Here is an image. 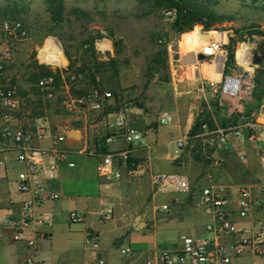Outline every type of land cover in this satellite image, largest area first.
Segmentation results:
<instances>
[{
	"label": "crops",
	"instance_id": "0c3cea01",
	"mask_svg": "<svg viewBox=\"0 0 264 264\" xmlns=\"http://www.w3.org/2000/svg\"><path fill=\"white\" fill-rule=\"evenodd\" d=\"M105 45L102 51L114 56V44ZM215 68V78L219 79L221 71ZM116 101L115 96L105 99L99 110L74 105L78 124L59 126L44 119V115H33L32 108L21 106L18 116L25 127L45 123L51 132L67 134L63 143L65 158L60 164L58 176L46 180L48 189L58 195L57 199L44 205L45 209L56 213L55 224L47 228L46 235L32 247L16 241L12 228L0 224V264H46V259L50 260L55 252H61L73 261L82 260L84 264H98L100 258L108 264H144L148 260H156L160 251L178 250L182 234L216 237L207 230L213 218L198 201L199 191L209 184L222 186L228 191L229 200L225 207L233 212L232 219L241 231L253 227L257 220H264V195L260 192L264 188V163L250 143L242 144L234 140L233 153L215 151L211 159L205 155V140L200 139L204 156L193 163L195 148L189 149V141L177 153L179 140L189 136L193 127L192 118L182 123L178 115L171 111L173 122L163 126L159 123V116L152 114L147 106L138 105L129 106L128 122L143 131L144 138L129 143L123 136L113 133L118 106ZM72 129L77 132L73 134ZM103 138L106 140L99 146L98 141ZM37 142L48 145L50 135ZM195 142L198 144L199 140ZM3 147L6 162L0 168V215L17 214L26 197L18 186V173L24 165L15 159L9 142ZM123 150H128L130 157L127 163L116 162L122 178L118 184H113L98 171V164L104 151ZM164 172L187 174L192 181V191L157 192L154 175ZM241 185L249 186L253 196L260 201L246 218H241L236 212ZM107 206L114 209L109 220L102 216ZM70 210L84 212L86 219L69 222L66 213ZM202 216L208 218L203 226L200 224ZM89 230L99 234L98 247L90 244ZM174 230L179 231L176 239L169 236ZM240 237L241 233H238L233 238H220V241L229 242ZM122 248H130L132 256L123 255ZM247 258H252V263L248 264H264L252 254L235 259L232 264H245L243 261Z\"/></svg>",
	"mask_w": 264,
	"mask_h": 264
},
{
	"label": "built area",
	"instance_id": "2783aa9c",
	"mask_svg": "<svg viewBox=\"0 0 264 264\" xmlns=\"http://www.w3.org/2000/svg\"><path fill=\"white\" fill-rule=\"evenodd\" d=\"M165 16L173 18L175 11L167 10ZM1 28L7 34H17L20 37L28 36V30L21 21L5 20L2 22ZM212 45L215 47L213 52L201 51V54L204 55L202 60H205L202 65L212 66L217 60L218 53L225 52L219 40L213 39ZM224 57L220 80L217 81L211 77L210 85L211 91L218 93L214 100L218 106L226 108L229 120L225 125H222L217 115L212 114L215 127L211 128L208 122H204L203 131L196 134L195 138L205 140L204 151L208 153L211 150L214 152L224 150L233 153L235 151L234 140L242 144L250 143L264 163V102L259 109L247 111V105L252 99L256 87L255 76L258 65L248 61L246 67L235 62L230 67L229 73H225L227 57ZM10 58L11 49L8 46H0V71L3 70ZM198 63L201 61L199 60ZM235 80L237 83L234 82L229 87V83ZM39 86L47 92L48 97L54 96L53 78L40 79ZM113 96L108 91L103 94L94 92L82 97L69 95L68 104L88 106L92 110H99L105 99ZM128 108L129 106L125 103L118 104L113 133L123 136L129 143L138 142L144 138V132L129 124ZM20 109L21 100L16 86L0 82V168L4 167L6 162L5 148L2 146L9 142L15 152V159L24 165V168L18 173V186L19 190L26 194L17 214L0 215V224L12 228L16 241L32 247L35 246L39 238L46 235V229L52 227L56 222V213L44 208L45 202L58 197L56 193L48 189L46 180L58 176L60 164L65 158L63 143L67 139V134L61 131L51 132L45 123H40L35 127H25L19 121ZM233 114L239 116L235 122L231 120ZM173 120L174 115L169 110H163L159 115V123L163 126L171 124ZM47 134L50 135L48 145L37 142V140L44 139ZM190 139L187 136L179 140L177 153L182 151ZM129 157L128 150L105 153L98 164V171L109 182L118 184L121 181L122 173L115 164L116 162L127 163ZM154 183L159 193L170 191L190 193L192 191L191 178L184 173H157L154 175ZM260 192L264 195V188ZM228 200L229 193L224 187L216 184L202 187L199 191L198 201L205 212L213 218L207 225V230L213 232L216 237H195L182 234L181 247L178 250L160 251L156 260H148L144 264H232L235 259L246 254L264 258V220H257L253 227L244 228L241 231L232 219L233 212L225 207ZM256 203H260V201L253 196L251 188L241 185L237 200V215L241 218L250 216ZM113 213L114 209L107 206L102 215L103 219H111ZM66 219L71 223L83 222L86 219V214L70 210L66 213ZM238 233H241L239 239L229 242L220 241V238H233ZM87 234L90 244L98 247L99 234L94 230H89ZM121 253L126 257H131L133 252L130 248H122ZM98 264L108 263L105 259L100 258Z\"/></svg>",
	"mask_w": 264,
	"mask_h": 264
},
{
	"label": "rangeland",
	"instance_id": "374dc122",
	"mask_svg": "<svg viewBox=\"0 0 264 264\" xmlns=\"http://www.w3.org/2000/svg\"><path fill=\"white\" fill-rule=\"evenodd\" d=\"M247 2L245 0H217L214 5L217 11L233 13L238 17L236 21L216 24L212 29H208L213 32L215 39L221 42L226 52H219L217 60L221 57L224 62V56L228 58V49L225 46L230 44L231 37H236L234 30L231 29L232 25L239 28L243 25L259 22L261 27L264 28V20L257 17L258 14H255L254 10L247 6ZM67 4L68 6L86 4L93 9L97 2L93 0L88 2L67 0ZM98 6L99 10L106 9L107 14L103 15L93 9L94 16L91 21H74L75 19L72 18L73 22L67 23L62 30L64 42L57 35H48L39 25L30 29L27 37H20L17 34L3 32L0 23V46H8L11 49V58L7 62V70L3 76L8 84H11L14 80L21 106L31 108L34 104L29 102L28 98H31L34 102L41 98L42 104L45 106L44 119L55 126L78 124L77 119H75L77 117L75 107L73 104H68V96H73L68 82L58 89L55 87L53 97H48L47 92L42 88L40 96H35L32 93L24 96L23 93L19 92V87L30 90L29 66L33 62L44 63L54 70L67 68L70 59L66 54V49L72 56V60L81 63L86 58L83 40L89 34H100L101 38L95 42V45L99 57L104 59L109 57V52L102 51V48L106 46L102 47L100 45H105V43L114 44L115 39H123V50L120 54H116L114 45L112 48L113 55L121 61L119 90L122 93V103L132 106L136 101L144 102L148 110L152 114H156L157 117L161 111L170 110L178 115L182 123L187 122L190 117L193 124L199 118L206 117L209 102L218 96L216 91H211L210 85L211 70L217 72L215 68L217 60L213 66L202 65L205 62V60L199 59L202 48L197 46L192 49L182 45V41L185 40H195L197 38L201 41L197 28L200 27V30L206 28L197 25L193 29L192 36H189L190 31L179 35L173 30L171 26L172 18L166 17L165 11H158L147 17H136L135 14L139 12V9L135 0H109L106 4L99 1ZM31 8V20L34 23L48 20V14L42 0H34ZM223 27L228 29H223ZM239 40L235 48V62L242 64V54L247 49L246 57L255 64L254 60L258 55L255 54L254 50L257 49L262 54L258 46L260 37L256 36L254 39H247L246 41ZM54 41L65 58L64 63L51 64L43 61L40 57L41 49L52 45ZM163 43L167 45L168 50L170 80L163 81L159 79L160 75L149 80L146 75L147 60L159 48V44ZM199 60L201 63H198ZM260 67L261 65L256 67V75ZM215 72L213 73V79L219 81L220 79H215L217 75ZM106 90L110 89L107 88ZM61 96L62 100H60ZM254 100L252 94L249 103ZM195 144V141L189 140V149L193 150L192 147L195 148ZM208 154L206 151L205 155L209 156ZM197 159L192 156L193 163H197ZM192 169H195L194 164ZM207 220L208 218L205 216L200 217V224L203 226ZM178 232V230H174L169 233V236L176 239ZM137 245L136 243L135 248ZM49 259H46V264H84L82 260L73 261L61 252L58 254L53 253ZM257 261L259 263L264 262V258L257 257ZM243 263H252V258L245 259Z\"/></svg>",
	"mask_w": 264,
	"mask_h": 264
},
{
	"label": "trees",
	"instance_id": "16d2710c",
	"mask_svg": "<svg viewBox=\"0 0 264 264\" xmlns=\"http://www.w3.org/2000/svg\"><path fill=\"white\" fill-rule=\"evenodd\" d=\"M34 0H0V23L5 20L21 21L25 28L29 31L36 25L42 27L48 35L53 34L59 36L64 42V34L62 32L65 25L74 21H91L94 16V11L103 15L107 14V10H99V1L106 4L109 0H93L97 2L95 7L91 9L89 6L72 4L68 6L67 0H42L45 10L48 14L46 22L38 21L37 24L31 20V4ZM85 1L90 0H76ZM92 1V0H91ZM247 6L251 7L255 14H258L259 19L264 20V0H245ZM138 4L139 12H136V17H147L158 11L174 10L175 16L172 18L171 26L177 34L189 32V36L194 33V28L197 25H202L206 29H212L216 24H223L225 22H233L238 17L233 13L217 11L214 5L217 0H135ZM223 29H228L223 27ZM234 30L236 37H231L230 44L225 46L228 49V58L226 61L225 73H229L230 67L235 63V48L241 39H254L256 36L260 37L258 41L259 50L264 53V28L261 27L259 22H254L249 25H243L239 28L231 26ZM101 38L100 34H89L84 40L86 58L81 63L72 60V56L66 49V54L70 59V64L64 70H54L50 66L33 62L29 66V83L30 90L22 89L19 87V92L24 96L32 93L35 96L41 95V87L39 81L42 78H53L56 89L60 88L65 83L70 84V92L74 97H82L92 94L94 92L103 93L107 88L115 98L116 103L121 104L122 93L120 92L119 68L121 61L116 56H109L107 59L99 57L95 42ZM162 43V42H161ZM66 47V44H65ZM114 47L116 54H120L123 50V39L117 38L114 40ZM258 69L255 76L256 87L253 92L254 101L247 105V111L250 112L254 109H259L264 102V62ZM147 77L149 80L154 79L160 75L159 79L163 81L170 80V71L168 64V50L166 44H159V48L147 60ZM7 70V64L0 71V82H5L4 72ZM14 80L11 84L14 85ZM62 96L60 100H62ZM29 102L33 103L32 112L35 116H43L45 114V106L42 104V99L39 98L34 102L28 98ZM140 107H145L144 102L136 101L135 104ZM208 114L206 117L199 118L194 124L189 133L191 141H198L194 149V156L198 159L204 156L202 143L200 138H195L196 134L203 131V123L208 122L211 128L215 127L212 120V114L217 115L222 125H225L229 120L227 118L226 108L218 106L215 100H211L208 105ZM239 119L238 114H233L231 120L233 122ZM106 138L98 141V145L102 146ZM214 150L209 152V158L212 157ZM108 153L104 151V154Z\"/></svg>",
	"mask_w": 264,
	"mask_h": 264
},
{
	"label": "bare ground",
	"instance_id": "6f19581e",
	"mask_svg": "<svg viewBox=\"0 0 264 264\" xmlns=\"http://www.w3.org/2000/svg\"><path fill=\"white\" fill-rule=\"evenodd\" d=\"M202 31H204V30H200V27L197 28V32H198L199 36H200V33ZM204 32H208V31H204ZM213 39H215V37L213 36V32L209 31V36L201 37V41H199V39H197V38L195 40H193V39L185 40V41H182V45L184 47H187V46L191 47L192 49H194L195 47L199 46L200 48H202L203 52L210 53V52H213L214 48H215L212 45ZM101 46L103 47V46H106V45L101 44ZM246 51H247V49H246ZM246 51L244 50V52L242 54L241 62H242V64H244L247 67V63H248L249 60L246 57ZM40 57H41V59L43 61H45L47 63H51V64H60V63H64L65 62V58H64L61 50L58 48V45L55 43V41L52 43V45L45 46V47H43L41 49ZM214 63L212 64V66L214 65ZM222 64H223V58L220 57L217 60V62L215 63V67L219 68L218 69L219 72L222 70ZM211 72H212V76H210V77L214 78L213 77V73L215 71L211 70ZM215 73H217V72H215ZM234 82L237 83V80L232 81V83H229V87H231Z\"/></svg>",
	"mask_w": 264,
	"mask_h": 264
},
{
	"label": "water",
	"instance_id": "95a60500",
	"mask_svg": "<svg viewBox=\"0 0 264 264\" xmlns=\"http://www.w3.org/2000/svg\"><path fill=\"white\" fill-rule=\"evenodd\" d=\"M203 30L204 31H208V32L202 31L200 33V36L201 37H207V36H209V31L210 30H208V29H203ZM254 52H255V54L258 55V57L254 60V63L257 64V65H260L264 61V53L260 54V52L257 49H255ZM199 59H204V55L203 54H200L199 55ZM72 132H73V134H75L77 131L74 130V129H72Z\"/></svg>",
	"mask_w": 264,
	"mask_h": 264
}]
</instances>
